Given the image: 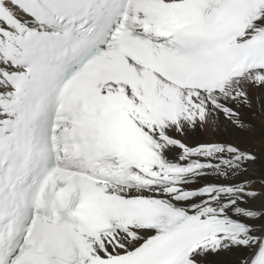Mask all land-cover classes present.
<instances>
[{"label": "snow or ice", "instance_id": "6c2138e0", "mask_svg": "<svg viewBox=\"0 0 264 264\" xmlns=\"http://www.w3.org/2000/svg\"><path fill=\"white\" fill-rule=\"evenodd\" d=\"M0 264H264V0H0Z\"/></svg>", "mask_w": 264, "mask_h": 264}, {"label": "bare ground", "instance_id": "6f19581e", "mask_svg": "<svg viewBox=\"0 0 264 264\" xmlns=\"http://www.w3.org/2000/svg\"><path fill=\"white\" fill-rule=\"evenodd\" d=\"M198 138L207 139L208 136H207V134H204L202 136H194V137L191 138L190 142H192V141H194L195 139H198Z\"/></svg>", "mask_w": 264, "mask_h": 264}]
</instances>
